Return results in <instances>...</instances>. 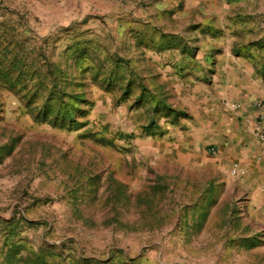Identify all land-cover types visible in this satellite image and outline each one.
<instances>
[{"label": "rangeland", "instance_id": "rangeland-1", "mask_svg": "<svg viewBox=\"0 0 264 264\" xmlns=\"http://www.w3.org/2000/svg\"><path fill=\"white\" fill-rule=\"evenodd\" d=\"M230 1L233 28L185 0H0V264H264L235 176L154 147L177 57L264 50V0Z\"/></svg>", "mask_w": 264, "mask_h": 264}, {"label": "crops", "instance_id": "crops-1", "mask_svg": "<svg viewBox=\"0 0 264 264\" xmlns=\"http://www.w3.org/2000/svg\"><path fill=\"white\" fill-rule=\"evenodd\" d=\"M210 1L215 3L206 0L198 6L196 0H185L184 10H204L220 17L221 25L232 27L225 19L231 1ZM251 27L258 30L254 24ZM263 36L254 40L263 42ZM238 42L236 36L201 40L194 44L202 46L196 55L176 58L184 63L186 78L176 80L171 96L183 117L172 126L161 123L166 138L155 141L154 147L223 177L230 178L233 165L239 164L240 174L234 178L239 181L243 215L255 230L264 231V143L259 140L264 121L256 106L264 103V50L248 46L235 53ZM239 103L241 107L234 110L232 105Z\"/></svg>", "mask_w": 264, "mask_h": 264}, {"label": "built area", "instance_id": "built-area-1", "mask_svg": "<svg viewBox=\"0 0 264 264\" xmlns=\"http://www.w3.org/2000/svg\"><path fill=\"white\" fill-rule=\"evenodd\" d=\"M256 106L258 107V109L261 111V114H260V121H264V103L263 102H259L256 104ZM233 109L234 110H238L240 107H241V104H233L232 105ZM259 140L261 142L264 143V128L262 129V131L259 133ZM240 171H241V168H240V165L239 164H234L233 167H232V174L234 176H238L240 174Z\"/></svg>", "mask_w": 264, "mask_h": 264}]
</instances>
